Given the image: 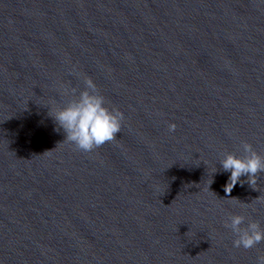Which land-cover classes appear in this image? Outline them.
Here are the masks:
<instances>
[{
  "label": "water",
  "instance_id": "95a60500",
  "mask_svg": "<svg viewBox=\"0 0 264 264\" xmlns=\"http://www.w3.org/2000/svg\"><path fill=\"white\" fill-rule=\"evenodd\" d=\"M85 78L123 113L90 152L49 115ZM244 142L264 155V0H0V264H257L224 227L264 228V172L224 190Z\"/></svg>",
  "mask_w": 264,
  "mask_h": 264
},
{
  "label": "clouds",
  "instance_id": "9594fccd",
  "mask_svg": "<svg viewBox=\"0 0 264 264\" xmlns=\"http://www.w3.org/2000/svg\"><path fill=\"white\" fill-rule=\"evenodd\" d=\"M84 85L78 95L74 89H65L64 94L72 98L54 112L49 110V115L58 125L57 130H63L67 141L81 151L90 152L116 138L121 130L123 113L107 105L105 97L90 78L84 79ZM174 130L175 125H169V131ZM241 148L242 154L229 152L218 160L223 171L230 172L224 186L226 193H230L238 181L243 185L245 181L240 180L242 176L255 189L253 186L257 183V174L264 172V155L247 142L242 143ZM224 227L234 234L235 248L250 249L264 241V228L259 221L247 219L246 222V217L242 214L229 215ZM257 264H264V256L257 257Z\"/></svg>",
  "mask_w": 264,
  "mask_h": 264
}]
</instances>
